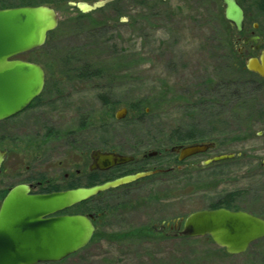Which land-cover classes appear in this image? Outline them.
<instances>
[{
	"label": "rangeland",
	"instance_id": "rangeland-1",
	"mask_svg": "<svg viewBox=\"0 0 264 264\" xmlns=\"http://www.w3.org/2000/svg\"><path fill=\"white\" fill-rule=\"evenodd\" d=\"M70 1L97 0H55L58 26L20 55L43 65L46 88L33 107L0 121V142L10 149L5 166L30 150L29 138L57 128L70 134L69 151L80 138L86 164L101 149L140 160L127 169H173L101 193L90 203L101 213L91 242L57 264H264V237L229 255L206 236L155 229L232 193L238 209L264 217V82L240 70L255 52L242 59L231 52L221 0H117L89 12ZM243 1L246 31L258 23L264 47V0ZM192 129L194 139L176 136ZM207 141L212 149L180 164L170 150ZM153 151L160 154L142 160ZM221 153L235 156L203 164ZM8 173L0 172V203L21 178Z\"/></svg>",
	"mask_w": 264,
	"mask_h": 264
},
{
	"label": "water",
	"instance_id": "water-1",
	"mask_svg": "<svg viewBox=\"0 0 264 264\" xmlns=\"http://www.w3.org/2000/svg\"><path fill=\"white\" fill-rule=\"evenodd\" d=\"M111 1H70V4L82 12H89ZM221 2L226 20L237 32H242L245 26L242 4L239 0ZM58 23V12L49 3L0 8V121L23 111L42 94L46 86L43 65L16 56L43 46ZM259 39V35H254L245 43L250 40L257 44L256 48H260ZM246 68L264 79V48L258 55L247 58ZM127 112V108L123 107L115 113V117L122 119ZM214 144L212 141L180 144L173 146L171 151L178 152L179 160H184L212 149ZM234 156L235 153L216 154L204 160L203 164ZM91 157L90 168L102 170L135 158L134 155L100 149L93 150ZM5 158L6 151L0 148V170ZM155 172L136 171L93 185L47 194H33L25 183L12 186L0 205V264L58 262L85 248L98 229L93 215L54 214ZM160 226L175 228L178 236H209L229 255L244 253L255 241L264 237V217L225 206L199 209L175 219L172 224L164 221Z\"/></svg>",
	"mask_w": 264,
	"mask_h": 264
},
{
	"label": "flooded vegetation",
	"instance_id": "flooded-vegetation-1",
	"mask_svg": "<svg viewBox=\"0 0 264 264\" xmlns=\"http://www.w3.org/2000/svg\"><path fill=\"white\" fill-rule=\"evenodd\" d=\"M246 16H247V13L245 11V26H244L242 33L245 32L246 34H243V35L239 34L236 41H237V44L239 45L238 49L242 57L246 56L247 53H249V51H252V50L255 52L252 56H256L264 48L262 37L260 36V34L257 33L256 28L258 26L255 27V24H256L255 21L253 22L254 28L249 32L246 31V23H247ZM254 35L260 36V39H259V43H261L260 48H256L257 44H255L253 41L249 40L248 43H245V40H247L248 38ZM16 58H23V57L18 55L16 56ZM25 60H28V59H25ZM45 88L43 92L45 91ZM40 96L34 99L33 102L23 111L11 117L17 116L21 114L22 112L26 111L27 109L33 107L36 101L40 98ZM9 118H6V119H9ZM78 138L77 140H79V143L77 145L76 150L71 149V151H69V147L74 146V144L70 142L72 141L70 138V134L62 132L58 130L57 128H45L43 132L37 133L35 136L29 138L30 141L29 140L28 141L30 143L29 144L30 150L28 151L25 150L23 152H20L19 154L20 156L15 157L10 163L9 167H6L5 163L8 161V158L10 156V149L2 146L0 142V148L6 151V158L1 167L0 172H5V173L9 172L7 176H11V177L12 176L15 177L16 175L18 176L20 175L21 177L16 182L13 181V183L6 186L5 195L7 194V192L12 186L18 183H25L29 185L30 192L33 194H47V193L62 191V190L70 189V188H76L79 186H89L88 184H90V182L94 180L97 181L96 179H101L102 180L101 182H103V181L127 174L129 171H131L130 173L139 171V170H134V169H129V168L127 169V167H129L128 165L133 166L139 163L140 160L136 156H134L135 157L134 160L128 163L117 165L109 169H105V170H102L99 168L91 169L90 166L92 163V157H91L92 152L90 153V162L86 164L85 153L83 149H81L82 145L80 142V138L79 139ZM102 151H114V150H102ZM114 152H117V151H114ZM153 152H155V154H152V155L150 154L151 152L145 153L142 160H144L147 156H153L156 154H160L159 151H153ZM177 154L178 155H177L176 162L179 163L183 160H179V153L177 152ZM26 159H29L30 163L26 164V167L23 168L22 163ZM179 164H177V166H179ZM160 166L161 167L155 166L153 170H156V172L160 170L161 171L163 170V172L165 171L167 172L168 170L173 169V167H166V164L165 165L163 164ZM140 170H143V169H140ZM102 175H104V178H101L103 177ZM71 208L65 209L54 215L59 216V215H64V214H80V213L92 214L93 221L97 225V220L101 213L93 214V213L79 211V210H76L73 208L71 209ZM164 228L165 229L169 228V230L173 231L175 235L177 233V230L175 228H172L171 226L155 228V229L161 231Z\"/></svg>",
	"mask_w": 264,
	"mask_h": 264
},
{
	"label": "trees",
	"instance_id": "trees-1",
	"mask_svg": "<svg viewBox=\"0 0 264 264\" xmlns=\"http://www.w3.org/2000/svg\"><path fill=\"white\" fill-rule=\"evenodd\" d=\"M53 2H55V0H21V4H43V3H49L52 4ZM239 2L243 5L246 13L248 12V8L246 6V4L244 3L243 0H239ZM117 3V0H114L112 2H110L108 5L112 6L113 8L116 6L115 4ZM10 6H15L14 3L11 2V0H0V8H4V7H10ZM80 15H84V14H80ZM224 22L227 24L228 26V31L230 34V42H229V48L231 50V52L238 54V57L240 59H242L241 54L239 53L238 49H236V45H237V41H236V35L241 34V33H237V31L235 30L234 26L226 21L225 18H223ZM52 33V31L49 33V35ZM240 70L243 72H248L247 68H246V64H242L240 65ZM252 73V72H251ZM254 74V73H252ZM257 75V74H256ZM262 81L264 82V79H262ZM198 134V131H196V129H192L189 132H187L185 135H181V134H176V136L178 137V139L180 140H188V139H194L196 137V135ZM131 171H129L128 173H130ZM97 181H92L90 182V184L88 185H93L96 184L98 182H101V179H96ZM101 195V193L99 194ZM99 195H96L86 201H83L79 204H77V207H81L82 211L84 212H88V213H93V214H98L99 213V209H96V206L91 205L90 203H92ZM234 198L235 195L232 194H227L225 197H223V199L220 201V203L218 204H214L211 207L215 208V207H220V206H225V207H229L232 209H238L235 205H233L234 202ZM91 205V206H90ZM182 237H186V236H182ZM208 239H210L212 241V239L209 236H206ZM223 250V249H222ZM223 252H225L223 250ZM226 253V252H225ZM59 262V261H58ZM58 262H44L43 264H57Z\"/></svg>",
	"mask_w": 264,
	"mask_h": 264
}]
</instances>
